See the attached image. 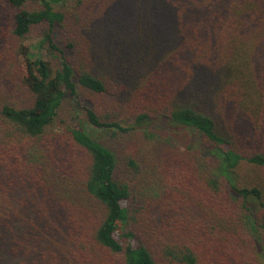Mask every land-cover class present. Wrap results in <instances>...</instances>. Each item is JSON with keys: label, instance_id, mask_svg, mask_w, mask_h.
<instances>
[{"label": "trees", "instance_id": "16d2710c", "mask_svg": "<svg viewBox=\"0 0 264 264\" xmlns=\"http://www.w3.org/2000/svg\"><path fill=\"white\" fill-rule=\"evenodd\" d=\"M0 264H264V0H0Z\"/></svg>", "mask_w": 264, "mask_h": 264}, {"label": "rangeland", "instance_id": "374dc122", "mask_svg": "<svg viewBox=\"0 0 264 264\" xmlns=\"http://www.w3.org/2000/svg\"><path fill=\"white\" fill-rule=\"evenodd\" d=\"M75 4H76V0H66V7L67 8H71ZM37 40H38L37 37L30 38L27 41H25L24 44L29 47L30 44H33ZM30 51L33 53L35 52L33 49H31ZM80 92H81V99H82V105L83 106L87 105V103H88L89 105L93 106L100 113H103V114L116 113V114H118L121 112V114H123V115L125 114L123 117H125V118L127 117L126 114H128L129 109H130V106L128 103L127 104L123 103L122 105L118 106V105L113 104L112 102H108L107 96H105L104 94L103 95L102 94H95V93H91L89 91H84L82 89H80ZM80 118L83 119V122L85 121V115L83 113H81ZM113 145L117 149L118 154L120 156H125V157H131L133 149H136V147H139L138 145L133 144L132 142H125L122 144L120 142V140L115 141L113 143ZM145 146L147 147L148 145L146 144ZM171 149L182 150L183 147L178 143H173ZM119 173H120L119 176L121 179H122V175L126 176V174H127L125 170H121ZM139 207H140V205H139ZM139 207H137V208L132 207V206H131V208L129 207V217L135 222H136V214L140 212L139 210H141V207L140 208ZM143 216H144V218L148 217L147 214H144ZM150 217H152V216H150ZM143 220L147 223L151 222L149 220V217L147 219H143ZM153 223H154V220H153ZM154 225L156 226L155 223H154ZM155 226H153V229H155L157 227V226L156 227Z\"/></svg>", "mask_w": 264, "mask_h": 264}]
</instances>
